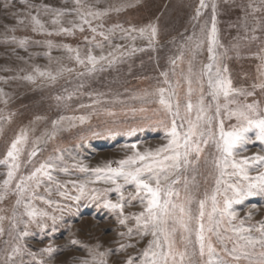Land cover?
<instances>
[{
    "label": "rangeland",
    "instance_id": "rangeland-1",
    "mask_svg": "<svg viewBox=\"0 0 264 264\" xmlns=\"http://www.w3.org/2000/svg\"><path fill=\"white\" fill-rule=\"evenodd\" d=\"M6 2L10 5L7 8ZM28 2L33 6V14L39 10L40 19L47 29L44 33L32 31L30 18L25 15L29 9L21 0H0V185L7 178L8 168L4 161L8 148L22 132L26 133L27 140L19 157L17 176L30 174L49 158L63 156V161L57 162L68 169L67 173L57 171L53 174L61 182L60 191L67 189L69 196L79 193L73 184L65 182H84L96 176L91 171L83 172L75 167L77 162L89 169L103 168L108 164L117 167V161L131 154L126 145L136 144L137 150L144 151L167 144L171 117L158 103L159 89H165L166 96L175 91L173 106L178 99L181 115H184L188 89L185 77L189 74V63L197 76L210 63L202 29L211 28L213 4L216 5L219 40L216 53L219 65L228 70L224 75L231 79L234 88L247 91L264 80L261 75L264 72V67H261V57H264V0H204V8H200V0H80L85 8L105 13L99 20L93 19L92 26H101L98 30L105 33L114 29L108 41L100 36L93 39L88 25H84L83 32L74 29L72 33L57 34L59 25L51 23L52 14L45 13L43 6L64 12L61 22L65 27H71L70 22H80L75 11L77 0ZM198 8L201 14L196 17ZM21 19L24 20L22 24L18 22ZM117 25L121 27L116 28ZM153 27L156 37L150 42ZM128 29L134 31H124ZM140 29L146 30L144 36H141ZM49 31L52 35H48ZM21 40L25 41L23 45ZM198 42H201L200 47L196 46ZM117 45L121 47L117 48ZM65 46L73 51L69 52ZM133 47L135 52H132ZM90 48L96 57L107 56L109 51H113L117 59L112 65L101 61L95 71H89L75 57L78 50L86 61ZM119 53L127 54L121 57ZM101 65L103 70H100ZM36 69L50 73L56 79L41 77ZM28 76L33 79H27ZM195 79L193 77L191 97L194 105L200 96ZM203 83L207 104L212 102L207 95V77ZM255 92V97L237 96L235 99L240 103L257 99L264 104V93L259 88ZM220 103H224L223 97ZM214 114L213 103L209 115ZM192 115L195 118V111ZM180 123L177 120V124ZM223 123L227 130L236 124V120L224 119ZM213 124L217 126L216 121ZM34 147L37 155L29 161L28 154ZM246 148L248 150L243 155H251L264 149V145L255 142ZM215 155V146L209 142L194 169L189 168L181 182L174 186L183 197L184 177H187L194 215H198L199 201L206 195L210 197L216 188L218 171L212 163ZM252 175H255L254 171ZM224 179L237 178L225 176ZM47 184L45 180L37 195L51 200V206L39 199H33L31 203L38 211L61 217L55 226L47 218L43 220V229L38 227L41 218L29 222L23 205L16 204L14 184L13 191L0 200V217H3L0 220V228L3 229L0 234V264H5L12 248L17 245L16 238L25 230V224L30 234L19 241V246L26 251L13 257L14 264H79L85 258L90 259L86 246L97 244L101 251L110 250L108 264H124L129 256L139 257L153 239L151 234L139 237L135 232L131 240L122 237L120 233L127 229L118 223L117 214L87 197L78 202L66 200L57 193L54 184L49 194L44 190ZM93 187L102 191L113 186L99 180L88 185L89 190ZM128 191H134V188L125 186V194ZM107 195L117 199L114 191ZM217 199L222 203L223 196L218 195ZM65 205L72 211H60ZM132 205L125 207L126 215L142 211L138 200L132 201ZM233 207L239 218L245 220V227H259L260 222H264V196L248 197L243 204ZM206 210H211L210 199ZM249 211L252 212L251 219L247 218ZM128 224L134 227L135 222L130 219ZM252 235L258 236L259 233L254 231ZM73 239L81 243L73 245ZM192 239L195 240L194 235ZM212 241L220 255L230 264H236L221 251V245L216 243L214 236ZM121 243L135 247L118 251ZM50 244L54 251L43 252ZM177 246L183 247L179 240ZM227 246L230 249L232 244L227 242ZM194 259H199L198 249ZM239 264L248 262L242 260Z\"/></svg>",
    "mask_w": 264,
    "mask_h": 264
},
{
    "label": "snow or ice",
    "instance_id": "snow-or-ice-1",
    "mask_svg": "<svg viewBox=\"0 0 264 264\" xmlns=\"http://www.w3.org/2000/svg\"><path fill=\"white\" fill-rule=\"evenodd\" d=\"M21 3L29 9L25 15L30 18L32 31L38 33L47 31L44 21L40 19L39 10L33 14L31 11L33 6L29 4L28 0H21ZM9 6L6 2L5 8ZM204 7H206L204 0H200V8ZM43 8L45 13L50 12L52 14L51 23L59 25L57 34L72 33L74 29L83 32L85 30L84 25H88L89 30L93 33V39L100 36L103 40L108 41L109 35L114 31V29H108V32L105 33L98 30L101 26L93 27L92 20H99L105 13L85 8L80 4V0H77V8L75 9L80 22H70L71 27H65L61 22L60 18L65 15L64 12L51 9L48 5H44ZM212 10L210 30L202 29L205 33L210 63L202 68L198 76L193 72L191 63H189V74L185 77L188 89L184 115H181V105L178 99L175 107L173 106L172 97L176 95L175 91L173 90L166 96L165 89H159L158 103L164 112L171 117V128L167 130L169 136L167 144L155 150L144 151L137 150L136 144L126 145L131 150V154L117 161V167L108 164L103 168L89 169L81 162H77L75 167H79L83 172L91 171L96 176L95 179L84 182H65L73 184L79 193L76 196H69L67 189L60 191L61 182L53 174L57 171L67 173L68 169L57 162L58 160L63 161V156L55 159L49 158L40 163L30 174L17 176L20 168L19 157L27 140L26 133L22 132L11 142L6 153L4 163L7 165L8 171L7 178L0 185V200H3L9 192L13 191L14 184V192L17 197L16 204L18 206L23 205L29 222H36L38 217L41 218L38 227L43 229L45 227L44 218L50 219L53 226L61 219V217L49 215L47 212L38 211L32 206L31 201L33 199L42 200L51 206V200H45L43 196L37 195V190L45 180L48 184L45 185L44 190L49 194L52 192L51 185L54 184L57 193L66 200L78 202L82 197L89 198L98 206L117 214L118 223L127 229L126 232L120 233L122 237L126 236L131 240L134 238V232L139 237L148 234L153 237L139 257L129 256L124 264H230L229 260H226L217 251L212 241L213 236L216 238V243L221 245V251L225 256L230 257L231 261H235L236 264L242 260L247 261L248 264H264V222H260L259 227H245V220L239 218L238 211L233 207L243 204L248 197L264 196V149L251 155H243V152L248 150L246 145L255 142L264 145V104L257 99L248 103H240L235 99L237 96L255 97L257 88L260 89L261 93H264V80L259 84H254L251 91H247L234 88L231 79L224 75L228 70L219 65V57L216 53L219 40L215 4L212 5ZM200 14L198 8L196 17H199ZM18 22L22 24L24 20L21 19ZM120 27L119 25L116 26V28ZM124 31L131 32L134 29ZM139 31L141 36L146 34L145 29ZM48 35H52V32L49 31ZM155 37L156 29L153 27L149 41L151 42ZM130 38L134 40L136 37ZM24 43L25 41H20L21 45ZM51 46V42H49V47ZM97 46L102 47V45ZM196 46L200 47L201 42H198ZM119 47L121 46L117 45V48ZM68 51L72 52L73 50L68 47ZM135 51L136 49L133 47L132 52ZM126 54L119 53V56L122 57ZM75 59L79 64L85 65L89 71H95L97 64L101 61H106L112 65L116 61L117 55L113 51H109L107 56L96 57L90 48L86 61L80 57L78 50ZM261 60V67H264V57H261ZM172 63L175 64L176 61L173 60ZM100 70H103V65H101ZM35 71L41 77L49 76L52 80L56 79L50 73L39 69ZM261 75L264 76V72ZM193 77H196L195 83L199 85L200 91V96L195 105L191 100L194 91L192 87ZM204 77H207V95L211 97L212 101L207 104L205 103ZM26 78L33 79L32 76ZM221 97L224 100L223 104L220 103ZM213 103L215 114L209 115ZM230 105H235V107H230ZM193 111H195V118L192 115ZM224 119H235L236 124L231 125L226 130L223 123ZM177 120H180L181 123L177 124ZM214 121L217 122L216 127H214ZM209 142L215 146L217 153L212 160L218 171L216 188L210 197L206 195L205 199L199 201L198 215H194L191 208L193 196L188 189L187 177H184L185 195L183 197L174 186L181 182V177L189 168L194 169L200 160L204 147ZM28 155L29 161H31V158L37 155V148L34 147ZM253 171L255 175H252ZM225 176L236 177L237 179L225 180ZM99 180H103L105 184H110L113 187L104 188L102 191L94 187L88 189L89 184H95ZM221 185L224 187L221 188ZM125 186H132L134 191H128L125 194ZM113 191L117 193L115 200L107 195ZM218 195L223 196L222 203L217 199ZM209 199L211 200V210L207 211L206 204ZM26 200L27 202H25ZM134 200L139 201L142 211L126 215L125 207L133 206L132 201ZM65 209L72 211L67 205L61 207L60 211L63 212ZM251 217L252 212L249 211L247 218L251 219ZM2 219L3 217H0V220ZM130 219L134 220V227L129 226L128 221ZM254 231L258 232L259 235L253 236ZM2 233L3 229L0 228V234ZM29 234L27 224H25V230L18 233L17 245L12 248L5 264H10V262L14 264L13 257L26 251L19 246V241H22ZM193 235L195 240L192 239ZM178 240L183 246L182 248L177 246ZM227 242L232 244L230 249ZM71 243L76 245L81 242L73 239ZM100 247L99 244L93 247L86 246L87 256L90 259L85 258L79 264H108L107 257L110 250L101 251ZM126 247H135V245L121 243L118 251ZM197 249L198 260L194 259L197 255ZM42 251L51 253L54 249L50 244ZM29 254L36 255L35 253Z\"/></svg>",
    "mask_w": 264,
    "mask_h": 264
}]
</instances>
